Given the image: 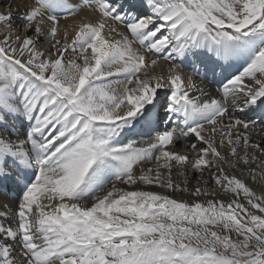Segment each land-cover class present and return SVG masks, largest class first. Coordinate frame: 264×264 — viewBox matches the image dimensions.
I'll list each match as a JSON object with an SVG mask.
<instances>
[{"label": "snow or ice", "instance_id": "1", "mask_svg": "<svg viewBox=\"0 0 264 264\" xmlns=\"http://www.w3.org/2000/svg\"><path fill=\"white\" fill-rule=\"evenodd\" d=\"M0 264H264V0H0Z\"/></svg>", "mask_w": 264, "mask_h": 264}, {"label": "bare ground", "instance_id": "2", "mask_svg": "<svg viewBox=\"0 0 264 264\" xmlns=\"http://www.w3.org/2000/svg\"><path fill=\"white\" fill-rule=\"evenodd\" d=\"M4 2L6 3L7 2V0H4ZM6 10V9H5ZM14 14L18 17L19 16V13H15L14 12ZM89 15L90 16H92V14L91 13H89ZM92 18H94V16H92ZM63 22V21H62ZM70 22V21H69ZM20 23V21H19V19H17L16 20V24L18 25ZM43 47H47V45H43ZM206 90L209 92V93H212V94H215V89L213 88V87H211V86H209V85H206ZM136 139H138V140H147V139H149V137H147V136H144V137H136ZM254 139H256L255 137H254ZM177 150H179V151H187L188 149L186 148V147H184L182 144H178V146H177ZM257 187V189L259 190V188L260 187H262V186H256ZM150 190H154V191H163L162 189H159V188H155V187H152ZM178 196L179 195H181V194H177Z\"/></svg>", "mask_w": 264, "mask_h": 264}]
</instances>
